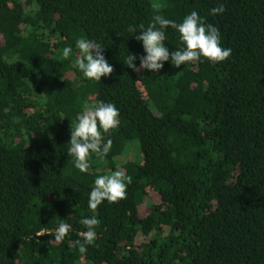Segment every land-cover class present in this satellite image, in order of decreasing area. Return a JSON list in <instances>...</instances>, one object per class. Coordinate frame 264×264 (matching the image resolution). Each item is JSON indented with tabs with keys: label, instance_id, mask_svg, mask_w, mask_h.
<instances>
[{
	"label": "trees",
	"instance_id": "1",
	"mask_svg": "<svg viewBox=\"0 0 264 264\" xmlns=\"http://www.w3.org/2000/svg\"><path fill=\"white\" fill-rule=\"evenodd\" d=\"M193 10L230 57L139 69L128 25ZM80 36L104 46L113 71L99 82L75 67ZM165 36L178 50V32ZM96 101L119 123L104 160L93 154L81 173L70 127ZM114 171L132 177L126 197L89 209L95 178ZM93 215L81 254L80 220ZM62 221L71 229L57 242ZM0 264H264V0H0Z\"/></svg>",
	"mask_w": 264,
	"mask_h": 264
},
{
	"label": "clouds",
	"instance_id": "2",
	"mask_svg": "<svg viewBox=\"0 0 264 264\" xmlns=\"http://www.w3.org/2000/svg\"><path fill=\"white\" fill-rule=\"evenodd\" d=\"M225 11L223 4L211 9V13L222 14ZM171 27L179 34L181 46L178 50L170 51L165 44V30ZM128 25L130 36L141 42L143 55L139 56V69L150 72H158L163 68L164 62H169L176 67L186 63L203 62L219 63L227 60L231 48L221 46V34L217 27L205 23L198 12L193 10L187 14L182 22L167 19L162 15H155L152 22L145 28ZM75 48L78 50L75 59V67L86 80L99 82L101 77H107L113 68L107 62L103 52L104 46L95 41L80 36L75 40ZM73 55L72 46L62 49V57L68 60ZM137 57L127 53L125 64L128 68L137 70L134 63ZM119 110L112 103L96 101L93 104H85L70 127V140L68 141L67 155L73 158V166L81 173L90 167V158L93 154L98 160L103 161L111 149V140L103 141V135L117 127ZM132 181V177L121 171H114L108 175H98L94 180V186L88 194V208L95 210L102 202L116 203L126 197V189ZM86 231L82 233V242L77 241L78 251L83 254L87 246L93 245L96 239V227L99 219L93 215L80 220ZM71 225L60 222L55 233V240L62 242L68 235Z\"/></svg>",
	"mask_w": 264,
	"mask_h": 264
},
{
	"label": "rangeland",
	"instance_id": "3",
	"mask_svg": "<svg viewBox=\"0 0 264 264\" xmlns=\"http://www.w3.org/2000/svg\"><path fill=\"white\" fill-rule=\"evenodd\" d=\"M152 2L154 3V4H158L159 3V0H152ZM148 197H149V201L151 202V203H155V204H158L160 201H159V199L157 198V195H156V192H154V191H150L149 193H148ZM150 202H146V204H148V205H150L149 203Z\"/></svg>",
	"mask_w": 264,
	"mask_h": 264
}]
</instances>
